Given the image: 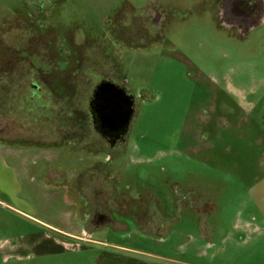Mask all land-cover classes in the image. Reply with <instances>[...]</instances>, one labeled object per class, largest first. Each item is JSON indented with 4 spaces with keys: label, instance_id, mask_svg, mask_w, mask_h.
Instances as JSON below:
<instances>
[{
    "label": "rangeland",
    "instance_id": "1",
    "mask_svg": "<svg viewBox=\"0 0 264 264\" xmlns=\"http://www.w3.org/2000/svg\"><path fill=\"white\" fill-rule=\"evenodd\" d=\"M0 158L2 264H264V0H0Z\"/></svg>",
    "mask_w": 264,
    "mask_h": 264
},
{
    "label": "water",
    "instance_id": "2",
    "mask_svg": "<svg viewBox=\"0 0 264 264\" xmlns=\"http://www.w3.org/2000/svg\"><path fill=\"white\" fill-rule=\"evenodd\" d=\"M94 103L106 128L118 130L121 135L128 131L134 100L124 89L103 82L97 89Z\"/></svg>",
    "mask_w": 264,
    "mask_h": 264
},
{
    "label": "crops",
    "instance_id": "3",
    "mask_svg": "<svg viewBox=\"0 0 264 264\" xmlns=\"http://www.w3.org/2000/svg\"><path fill=\"white\" fill-rule=\"evenodd\" d=\"M23 162V161H22ZM25 164V163H24ZM18 174L6 159L0 158V206L7 205L12 207V200L18 203L22 201L17 197L16 185L19 187ZM15 186V188L13 187ZM13 194V195H12ZM18 210L17 207H13ZM12 260V243H3L0 245V264L7 263Z\"/></svg>",
    "mask_w": 264,
    "mask_h": 264
},
{
    "label": "flooded vegetation",
    "instance_id": "4",
    "mask_svg": "<svg viewBox=\"0 0 264 264\" xmlns=\"http://www.w3.org/2000/svg\"><path fill=\"white\" fill-rule=\"evenodd\" d=\"M103 82H105V81H103ZM102 83H100V85ZM34 86H35V89H36V87H39L38 84H35V83H34ZM98 87L95 89L93 97H92V99L90 101L91 117H92L93 125H94V128L103 135V137H107V139H109V141H111L112 144L114 145V144H116L117 141L122 139L124 134L121 135V132H119L118 130L109 129V128H106L103 125L104 123H103V121L101 119L100 113L98 112L96 106H94L95 105L94 102H95V98H96V92H97ZM102 218L103 217L100 214V218L99 219L102 220Z\"/></svg>",
    "mask_w": 264,
    "mask_h": 264
}]
</instances>
